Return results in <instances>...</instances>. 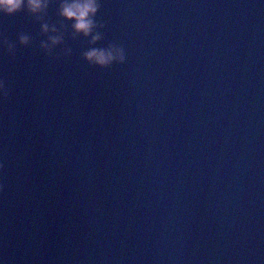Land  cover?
Wrapping results in <instances>:
<instances>
[{
  "label": "clouds",
  "instance_id": "1",
  "mask_svg": "<svg viewBox=\"0 0 264 264\" xmlns=\"http://www.w3.org/2000/svg\"><path fill=\"white\" fill-rule=\"evenodd\" d=\"M100 2L101 0H56V15L61 20L70 22L68 26L74 37H90L88 44L94 45L104 37L102 31L104 24L96 19ZM49 3L50 0H0V15H12L24 9L37 20L42 21L39 30L45 39L39 42V48L46 55L52 54L53 49L64 41L63 24L58 28L55 23L43 21ZM30 40L31 37L26 34L17 37L21 45H28ZM0 46H3L9 55L15 52V44L6 39L0 40ZM62 51L63 55L68 56L72 49L64 47ZM81 55L87 63L99 68H107L114 63L122 64L125 61L124 48L114 42H109L104 47H88ZM0 95H6L3 80H0ZM0 264H3L2 260Z\"/></svg>",
  "mask_w": 264,
  "mask_h": 264
}]
</instances>
